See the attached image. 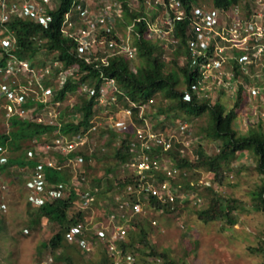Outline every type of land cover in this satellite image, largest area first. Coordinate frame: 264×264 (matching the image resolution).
<instances>
[{"label":"trees","instance_id":"obj_1","mask_svg":"<svg viewBox=\"0 0 264 264\" xmlns=\"http://www.w3.org/2000/svg\"><path fill=\"white\" fill-rule=\"evenodd\" d=\"M58 1V6L51 10L52 18L46 26L29 17L19 14L12 15L7 21L9 28L16 35L11 52L29 57L36 63L40 62L37 55L44 52L47 57L60 58L65 67H75L73 74H69L58 86L53 85L52 87L54 100L63 98L66 92L77 93V101L71 108L78 116L65 114V111H62L58 117L62 121L59 130H55V126L50 123L13 119L10 132L0 134V152L5 151L0 158V175L12 178V174L17 173L14 169L18 165H25L30 161L25 157L26 149L33 146L34 139L43 141L46 136L50 138L58 132L72 134L78 129L86 128L87 122L96 108L94 100L96 94L94 96L86 95L81 86L83 83H87L98 89L100 83L103 82L102 71L103 76L113 78L117 86L116 89L110 90L115 94V100L108 105L113 111L123 104H128L132 108L131 117L138 121L140 119L139 109L142 107V116L154 120L153 128L160 126L164 131L172 123L171 120L178 119L177 115L181 114L182 118L191 121L190 127L193 128L192 136H194L193 139L190 136L191 144L201 143L204 139L218 142L214 151L204 153L202 150H197L195 156L190 155L189 149L185 148L184 151H180L181 143L176 140H172V145L167 149H164L162 145H153L151 154L157 157L171 158L173 164L178 168V171L169 178L171 188L175 193L174 201L161 203L149 196L153 207L167 211L179 209L181 198L178 191L181 187L186 186L201 198L206 197L204 205L196 209L199 218L204 221L223 218L229 224H234L237 221L235 210L239 205V200L231 195H222L215 184L222 185L227 179L229 168L238 153L248 151L254 158L253 168L260 176V181L251 190L253 206L257 209H264V124L261 113H257L256 110L259 103L257 105L247 103L250 99L255 100L260 97L261 88L258 87V78L253 69L258 65L260 58L264 59V54L259 59H253L245 68H242L236 59L232 61L231 68L234 76L241 79H238L232 91H223L231 100L226 104L223 96L219 93L215 94L211 88L205 87L201 93L194 90V85H199L200 71L198 64L190 65L192 57L187 42L190 31L186 19L174 20L172 34L176 40L172 41L168 34L167 36L153 35L149 31L147 16L154 19L155 15L160 13L161 6L153 8L146 0H135L134 4L128 0H119L121 13L118 16L117 28L122 32L121 29L127 24H133L130 31V43L135 47V56L129 57L117 53L110 56L106 64L100 62L99 59H93L88 63L82 56H78L75 50L76 41L72 37L64 36L60 30L62 16L71 6L72 0ZM207 1L223 7L239 4L240 11L248 15L252 9L256 8L255 1L258 2V0ZM199 2L200 0H181L187 12L192 3ZM262 4V8H264V2ZM114 32V29L111 28L100 31L99 35L109 37L114 36ZM34 36L36 38L44 36L45 41L37 44ZM164 42L169 46L165 47ZM247 74H253V76L249 77ZM45 82L46 84H58L55 78H46ZM251 88H257L258 92L251 93ZM220 90L222 87L217 91ZM151 96H154V101L149 103L148 98ZM131 100L135 101V106L131 105ZM36 103L44 104L42 100L34 99L32 96H28L25 101L26 106ZM200 115H207V125L202 128L203 133L201 128L199 130L195 127L194 122L192 123ZM254 116L256 118L253 119ZM240 122H245V130L239 127ZM91 135L94 137L92 141H89L80 150L70 153V156L78 154L81 157L76 166L79 172L78 177L73 176L72 165L61 168L47 167L45 182L47 185L61 180L71 182L72 179L79 180L83 176L86 178L85 181L90 184L86 186L85 183L83 187L98 186L93 204L97 205L99 213H101L108 204L101 205L99 201L109 197L106 200L109 203L112 192H121L127 183L134 180V177L129 173L116 175L118 168L122 169V166L133 154V151L130 150V143L134 138V133L130 130H115L103 124ZM199 143L198 146H200ZM55 157L59 162H62L58 154H55ZM99 170H101L100 174H98ZM203 172L208 173L209 183H205V180L201 183L196 181V184L201 186L200 190H197V185L191 180H199ZM156 174L161 180L166 177L162 171ZM16 178L24 183L20 175H17ZM103 179L105 182L101 183ZM76 190L77 187L73 185L68 197L43 201L35 207L25 200L30 227H42L50 222L57 226L47 239L41 242V245L48 249L52 260L47 261V258L43 256L37 258L35 264H58L59 262L72 264L74 252L85 255L88 258H86L88 264H111L107 255L104 252L101 254V249H103L101 244L94 245L93 250L97 246L98 253H94V257H90L86 255L90 252L82 251L77 240L74 242L67 240L68 224L77 218L88 215V211L85 214L72 204ZM182 199H184L182 202H185L186 199ZM191 199L192 196L188 198L192 202ZM201 203L202 200L196 205ZM138 217L139 215L136 214L129 221L130 227L123 241L120 242L123 251L136 249V244L139 241L148 248L146 251L148 254L163 257V264H176L174 258L166 251H159L153 247L147 235V225L149 226L150 222L146 218ZM262 233L263 236L259 237L258 245L250 248L264 255V225Z\"/></svg>","mask_w":264,"mask_h":264},{"label":"built area","instance_id":"obj_2","mask_svg":"<svg viewBox=\"0 0 264 264\" xmlns=\"http://www.w3.org/2000/svg\"><path fill=\"white\" fill-rule=\"evenodd\" d=\"M146 2L153 8L162 7L154 19L147 16L149 31L153 35L167 36L168 34L171 40L175 41L176 38L172 34L174 20L186 19L190 31L187 40L192 57L190 65L198 64L200 71L199 85H194V90L199 93L205 87L210 89L212 83L213 86L214 83L218 86L215 87L216 90L222 87L223 91H232L237 79H232L235 76L232 68L228 70V65L232 67V61L236 59L238 64L245 68L253 59H259L264 54V21H262L264 8L262 7L252 9L248 15L240 11L239 4L223 7L208 2L192 3L187 12L181 0H146ZM57 4L54 0H0V75L4 79L10 78L13 83H17V86L12 87L10 84L0 82V88L6 90L8 95L18 102L28 96L42 100L44 104L41 105V110L45 117L38 115V119L60 125L61 123L56 121V116L63 111V106L60 105L63 101L54 100L51 87L41 85L42 72H38L26 58L18 57L11 52L10 49L16 38L12 29L7 25V20L15 14L29 17L46 25L52 18L51 10ZM120 13L119 0H102L99 3H96V0H72L71 6L62 16L60 30L64 36L72 37L76 41L75 50L78 56H82L88 63L93 59H99L100 62L106 64L108 58L117 53L133 57L135 47L130 43V31L133 24H127L120 32L117 28ZM111 28L115 31L114 36L99 35L100 31ZM3 50L7 52L6 56H3ZM55 67H57V77L60 81H63L66 75L73 74L75 70L72 66L64 67L59 59L53 60V67L47 65L44 69L45 72L50 71L51 75ZM101 75L103 82L100 83L98 89L87 83L81 86L86 95L96 94L94 96L96 108L86 128L79 129L72 134H55L46 139L40 145V149L28 150L30 156H34V153L41 154V151L43 154L42 160L35 161L32 178L27 184L33 193L31 201L34 204L54 197H65L75 185L77 190L76 198L72 200L73 206L85 211L94 199V195L81 186L84 177H80L79 180L72 179L71 182H57L41 192L44 188V164L61 168L70 163L74 170L73 176L78 177L79 172L76 166L81 157L78 154L70 156V153L80 150L92 141L94 137L91 134L99 126L107 125V118L116 117L119 113L129 117L132 124L130 129H127L134 133V138L130 143V150L133 154L122 167L127 168L128 171L124 169L125 173L131 174L134 180L127 183L121 193L115 195L114 206L100 218H95V211L92 210L88 218L71 221L68 224L66 237L69 242L77 240L84 252H90L95 244H101L111 264H132L135 255L130 250L124 252L120 246L128 226L130 227L131 217L144 212L146 207L155 208L149 201V196L161 203H171L175 198L169 178L178 171V168L171 158L151 154L153 145H162L164 149H167L172 145V140L179 141L176 129L167 127L164 131L160 126L153 128L154 120L142 116V107L139 109L140 119L138 121L131 117L132 108L128 104H123L113 111L108 105L115 100V94L110 90L116 89L117 86L113 78L103 76L102 71ZM226 75L231 79H226ZM256 92H258L257 88H251V93ZM153 101L154 96L148 98L149 103ZM130 102L131 105H136L135 101ZM72 104L73 102L70 101L69 106ZM33 105L32 108L39 106L38 103ZM64 111L67 114V109ZM72 114L77 115L76 112L69 113V115ZM186 125L185 120L178 119L179 132H183ZM183 142L180 151L190 148L186 146L188 140ZM50 152L62 155L60 160L63 163L59 162ZM160 171L166 176L162 180L156 174ZM204 182L209 183L208 180ZM191 200L193 204H198L202 198L195 194ZM151 221L156 223L155 218ZM46 258L47 261L52 260L50 255Z\"/></svg>","mask_w":264,"mask_h":264},{"label":"rangeland","instance_id":"obj_3","mask_svg":"<svg viewBox=\"0 0 264 264\" xmlns=\"http://www.w3.org/2000/svg\"><path fill=\"white\" fill-rule=\"evenodd\" d=\"M102 0H96L99 3ZM133 2L135 0H128ZM200 2H208L207 0H200ZM264 0L255 1L256 8L259 9L263 6ZM132 4V5H133ZM95 8V7H94ZM264 21V19H262ZM164 41V40H163ZM165 47L169 44L165 43ZM46 61L42 63L45 65ZM231 69V65H228V70ZM254 74L257 75L258 87L261 88L260 99L248 100L247 103L257 105V113H261L264 124V59H259L258 65L255 66ZM252 77L253 74H247ZM226 79H231L228 75ZM237 76L233 77L232 79ZM245 80V78H244ZM235 81V83L237 82ZM235 85V84H234ZM215 87H218L216 83H212L211 90L215 91V94L223 96L226 104L230 103V97L223 92V89L218 91ZM222 91V92H221ZM221 93V94H220ZM68 97V98H67ZM68 101L76 99L77 93L71 92L67 95ZM261 100V102H259ZM60 105H63L61 103ZM71 109L67 110V114L72 113ZM179 120H185L187 127L183 132H179L178 119L171 120V124L168 127L176 129L178 141L182 143L188 140L189 153L192 156L196 155L197 150H202L204 153H210L216 149L218 145L217 141L204 139L201 143L195 142L191 144L192 126L190 127V120L182 118L181 114L177 115ZM253 119L256 116L252 117ZM129 117L119 113L116 117L107 118V125L115 130L130 129L132 122ZM194 122L195 127L203 133V127L207 125V115L197 116ZM242 130H245V122L238 124ZM189 126V127H188ZM127 129V130H128ZM191 132V133H190ZM190 133V135H188ZM194 142V141H193ZM184 143V142H183ZM200 144L198 146L197 144ZM254 158L248 151H242L238 153L236 158L232 161L231 168L228 171L227 181L222 185L215 184V187L221 192L222 195H231L239 200V205L235 210V216L237 221L234 224H229L223 218H216L209 221H204L198 217L196 209L204 205L206 197L202 198V203L199 205L193 204L188 200L189 197L195 195L196 192L190 190L186 186L181 187L178 191L180 195L181 205L180 208L175 211L172 210H160L150 207H146L145 211L138 214L140 219L146 218L150 223L147 225V235L157 250L166 251L174 260L176 264H263L264 255L257 251L252 250L250 247L258 245L259 237L263 236L262 229L264 225V209H257L253 206L251 198V190L254 185L260 181V176L253 168ZM128 171L127 168L119 167L116 171V175H121ZM101 170L98 171V174ZM208 180V173L203 172L199 180L192 179L191 182L196 184L197 182H203ZM20 181L10 182V192L7 197H10V203L7 213L0 222V264H35V260L39 257L47 256L48 249L41 245V242L54 231L57 226L55 223H48L44 226L30 227L28 226V212H26L25 193ZM105 179L101 181L104 183ZM4 188L6 187L5 180L2 182ZM86 186L90 184L86 181ZM182 184L183 182H179ZM197 185V190H200L201 186ZM111 192V191H110ZM122 192V191H121ZM117 192V193H121ZM7 193V191H6ZM115 191L111 193L110 201L109 197L100 200V204H108L112 206V198L117 194ZM206 195V193H205ZM204 195V196H205ZM182 198H185V202H182ZM188 200V201H187ZM97 207V206H96ZM136 216V215H135ZM152 218L156 219V223L151 221ZM129 229V226H128ZM134 252L135 259L132 264H163V257L160 255L148 254L147 247H144L141 242L138 241ZM71 252V250H70ZM104 252L101 249V254ZM73 253V252H71ZM92 253V254H91ZM94 253H98V247L96 246L90 254H86L90 257H94ZM105 253V252H104ZM86 256L74 252L72 264H88ZM88 259V258H87ZM95 260V258H93ZM57 264V263H56ZM58 264H65L59 262Z\"/></svg>","mask_w":264,"mask_h":264},{"label":"clouds","instance_id":"obj_4","mask_svg":"<svg viewBox=\"0 0 264 264\" xmlns=\"http://www.w3.org/2000/svg\"><path fill=\"white\" fill-rule=\"evenodd\" d=\"M55 1V3L57 4V3H59V1L58 0H54ZM57 6H58V4H57ZM56 6V7H57ZM54 9V8H53ZM33 20V19H32ZM8 21V20H7ZM37 22V21H36ZM40 23V22H39ZM40 24H42V23H40ZM7 25H8V23H7ZM43 25V24H42ZM47 25V24H46ZM46 25H44V26H46ZM8 27H9V25H8ZM11 29V28H10ZM13 31V30H12ZM14 32V31H13ZM14 35H15V33H14ZM15 38H16V35H15ZM34 40H36L37 41V44H40V43H43L44 41H45V38H44V36H40V37H38V38H36V36H34ZM16 41V40H15ZM14 44H15V42H14ZM11 50V49H10ZM13 53V52H12ZM15 54V53H14ZM7 55V52L6 51H4L3 50V56H6ZM16 56H18V57H22V58H26L28 61H29V63L31 64V65H33L35 68H36V70L38 71V72H42V77H41V82H42V86L43 87H47V86H50L51 87V89H52V92H54V90H53V85H56V86H58L60 83H62L66 78H67V76L68 75H66V77H65V79L63 80V81H60V78L59 77H57V67H55V68H53L52 69V71H51V75L49 74V72H45V67L47 66V65H49V66H52L53 67V60L54 59H59V60H61L60 58H58V57H56V56H50V57H47V54L46 53H44V52H41L39 55H37L39 58H40V62L38 61V63H36L35 62V60H32L31 58H29V57H26V56H20V55H17V54H15ZM44 61H46V64L45 65H42V63L44 62ZM62 61V60H61ZM63 62V61H62ZM63 65H64V63H63ZM65 67V66H64ZM46 78H50V79H57V81H58V84H55V83H50V84H46ZM0 82H5L6 84H10L12 87H14V86H17V83H13L12 81H11V79L9 78V79H4L1 75H0ZM69 93H71V92H66L65 94H64V97L63 98H61L60 100H62L63 101V111L64 110H66V108H67V110L70 108L73 112H74V110L71 108L72 107V105L77 101L76 99H74L72 102H73V104L71 105V106H69V102L70 101H68V100H66L68 97H67V95H69ZM67 97V98H66ZM27 100V97H25L24 99H22L21 101H16V100H14V99H12V97L11 96H9L8 95V93L6 92V90H3V89H1L0 88V134L1 133H9L10 132V130H11V128H12V123H13V119H17V120H22V119H25V120H30V121H34V122H41V123H48V122H45V120L44 119H42V120H39L38 119V115H41L42 117H45V114L42 112V106L41 105H39L38 107H33L32 108V106H34L33 104H29L28 106H26V104H25V101ZM64 103H66L65 105H64ZM9 106H11V109H9ZM20 110H22L21 112H20ZM59 116H56V121H59L60 123L62 122L59 118H58ZM50 124H52V125H54L55 126V130H59V127L61 126V124L60 125H58L57 123H50ZM79 130V129H78ZM77 130V131H78ZM76 132V131H75ZM58 133H62V132H58ZM55 135V134H54ZM54 135H52V136H54ZM51 136V137H52ZM50 137V138H51ZM46 139H48L47 138V136L44 138V140L43 141H41V140H33V146H30V147H28L27 149H26V156L25 157H27V160H29L30 159V161L29 162H27V163H25V165H18L17 167H16V169H14L17 173L16 174H12V178H8V177H3V176H1L0 175V222H2L3 221V218H4V216H5V213H7V211H8V207H9V201H10V197H7V195H8V193L10 192V182L12 183V181H18V179L16 178V176L17 175H20L21 177H22V179L24 180V183L23 182H21L22 183V187H23V190H24V193H25V200L26 201H29V203H30V205L31 206H37V205H39L41 202H43V201H50V200H52V199H56V198H65V197H68L69 195H70V193L67 195V196H65V197H54V198H52V199H49V200H42L40 203H38V204H34L32 201H31V195L33 194L32 193V191H31V189L29 188V186H28V184H27V182L32 178V172H33V167H34V163H35V161L37 160V159H39V160H42V154H43V152L41 151V154H39V153H34V156H30L29 154H28V150L29 149H32V150H36V149H40V145H42V143L46 140ZM4 150L3 151H1L0 152V158H1V156L4 154ZM50 154H52V152H50ZM56 154H58V153H56ZM53 156H55V154L53 153L52 154ZM59 155V158L60 159H62L61 157H62V155H60V154H58ZM56 158V157H55ZM63 163V162H62ZM47 167H51V166H48V165H46V164H44V173H45V177H44V179H43V186H44V188L41 190V192L42 191H45L44 189H46L47 187H49V186H53V184H55V183H57V182H61V181H63V182H67V181H64V180H61V181H57V182H54V183H52L51 185H47L46 184V182H45V179H46V169H47ZM69 167H70V164H69ZM73 166H71V168H72ZM53 168H55V167H53ZM123 168V167H122ZM70 169V168H69ZM73 170V169H72ZM73 173H74V170H73ZM5 180V182H6V187L4 188V184L2 183L3 181ZM85 180H86V178H84V180L82 181V184H81V186L83 187V184H85L84 182H85ZM19 183V185H20V182H18ZM95 187H96V189H95ZM83 189H85V190H89L90 192H92L93 193V195H94V199L91 201V203H90V206L85 210V211H83V212H85V214L87 213V211H88V215L87 216H83V217H81V218H88L89 216H90V214L92 213V210H94L95 211V218H100L102 215H104V213L106 212V211H108V210H110L113 206H114V204H115V202H114V197L112 198V206H105V210H103V212H101V213H99V209H98V207H96L97 205H94L93 203L95 202V199H96V195H95V192L97 191V189H98V186L97 185H94V186H92V187H89V188H86L85 186L83 187ZM6 191H7V193H6ZM123 191V190H122ZM76 194V193H75ZM116 195V194H115ZM74 198H76V196H74L73 197V199ZM72 204H73V202H72ZM82 211V210H81ZM98 215V216H97ZM77 219H79V218H77ZM30 225V222L28 221V226ZM93 251V250H92ZM91 252V251H90ZM50 255V254H49ZM47 257V256H46Z\"/></svg>","mask_w":264,"mask_h":264}]
</instances>
